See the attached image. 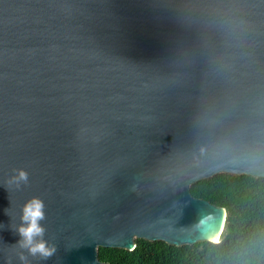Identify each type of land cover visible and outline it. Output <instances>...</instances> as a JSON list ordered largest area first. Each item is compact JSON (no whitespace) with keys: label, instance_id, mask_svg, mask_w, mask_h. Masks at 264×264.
Returning <instances> with one entry per match:
<instances>
[{"label":"water","instance_id":"1","mask_svg":"<svg viewBox=\"0 0 264 264\" xmlns=\"http://www.w3.org/2000/svg\"><path fill=\"white\" fill-rule=\"evenodd\" d=\"M219 173L264 177V0H0V264L33 197L56 252L28 264L218 242L190 187Z\"/></svg>","mask_w":264,"mask_h":264},{"label":"trees","instance_id":"2","mask_svg":"<svg viewBox=\"0 0 264 264\" xmlns=\"http://www.w3.org/2000/svg\"><path fill=\"white\" fill-rule=\"evenodd\" d=\"M190 191L225 208L218 242L177 246L138 238L131 250L99 247V259L110 264H264V177L219 173L193 183Z\"/></svg>","mask_w":264,"mask_h":264},{"label":"clouds","instance_id":"3","mask_svg":"<svg viewBox=\"0 0 264 264\" xmlns=\"http://www.w3.org/2000/svg\"><path fill=\"white\" fill-rule=\"evenodd\" d=\"M14 180L19 182L28 181V174L22 169L16 170ZM45 205L39 198L27 200L21 207L20 223L16 226L19 235L17 245L22 250L18 256L21 264H28L27 256L48 259L56 252L54 245H50L45 239V228L42 221L45 220Z\"/></svg>","mask_w":264,"mask_h":264}]
</instances>
